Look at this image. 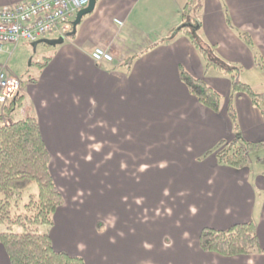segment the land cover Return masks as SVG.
Listing matches in <instances>:
<instances>
[{"label":"crops","instance_id":"1","mask_svg":"<svg viewBox=\"0 0 264 264\" xmlns=\"http://www.w3.org/2000/svg\"><path fill=\"white\" fill-rule=\"evenodd\" d=\"M21 1L0 0V6ZM184 1L97 0L62 42L34 46H46L43 59L48 60L23 81V105L16 116L38 121L51 176L64 197L45 229L54 251L81 256L85 264H116L115 238L105 237L100 220L85 223L77 212L82 204L68 196L76 188L68 192L69 178H62L58 164L63 160L56 158L70 155L77 161L97 139L94 146L132 148V160L140 165L138 175L132 174V214L137 218L141 213L160 229L147 240L146 264H264V166L256 162L264 151L245 168L218 163L219 145L234 138L228 115L231 79L206 67L190 39L178 31ZM194 28L216 57L238 69L240 80L253 83V75L264 70V0H202ZM22 45L28 44L5 48L10 53ZM96 46L108 50L113 60L95 63L90 54ZM132 56L129 65H122ZM2 67L15 75L7 63ZM181 69L221 96L218 111L190 93ZM259 84L264 91V82ZM231 102L241 137L264 142V105L253 104L244 93ZM80 170L83 179L99 180L93 167L85 175ZM249 221L262 252L225 257L200 248L202 228L226 229ZM0 264H10L1 245Z\"/></svg>","mask_w":264,"mask_h":264},{"label":"trees","instance_id":"2","mask_svg":"<svg viewBox=\"0 0 264 264\" xmlns=\"http://www.w3.org/2000/svg\"><path fill=\"white\" fill-rule=\"evenodd\" d=\"M201 8L202 0H185L181 8L182 24L178 31L190 39L206 67L212 66L230 75L228 115L234 124V138L219 145L216 157L222 165L245 168L252 161V153L264 150V142L247 141L241 137L231 99L235 94L244 93L253 104L262 106L264 93L255 92L250 85L242 82L237 74L238 69L216 57L212 48L200 38L194 27ZM242 38L247 44L252 43L247 33H242ZM134 57L127 58L122 65H129ZM47 60L48 57L37 63L39 70ZM180 78L202 105L218 111L221 96L214 89L182 69ZM4 104V114L11 121L8 124L0 123V245L10 264H85L81 256L54 251L49 235L42 230L44 226H51L53 213L63 204V196L51 176L50 153L40 133L38 121L31 115H15L23 105L21 96ZM4 104H0L2 109ZM262 114L264 116V110ZM256 162L264 166V156ZM32 184L36 185V196L22 203L20 210L13 212V203L20 200L23 191L35 192L29 189ZM199 245L203 251L225 257L263 251L252 221L236 223L226 229L204 227L199 233Z\"/></svg>","mask_w":264,"mask_h":264},{"label":"rangeland","instance_id":"3","mask_svg":"<svg viewBox=\"0 0 264 264\" xmlns=\"http://www.w3.org/2000/svg\"><path fill=\"white\" fill-rule=\"evenodd\" d=\"M27 44L28 45H25V47L22 45L10 49V53L6 48L0 52V64L7 63L10 71L22 78L23 81H25L30 74L34 75L37 72V62L43 61V54L46 53L45 51H48L45 48L46 46L42 44H39L36 49H34L36 44ZM252 78H254L253 83L241 81L250 85L255 92L257 90V92H264L262 90V85L259 84V82H264V70L262 72H257ZM10 101L11 100L7 102ZM5 107V104L3 109L0 106L1 124H4L8 118L10 119V117L4 114L6 110ZM96 140L97 139H93V142L95 143ZM93 142L88 149H82L83 157L75 156L78 163L76 160L70 159V157H73L70 155L65 157L61 154L56 157L60 159V161L63 160V163L58 164L61 167V171L64 173L62 178H69L67 183L69 188L68 192L71 194L73 189L76 188L73 193L74 195L68 196H70V198L74 197L77 205L82 204L77 212L82 215L85 223H89L93 219L100 220V226L103 227L102 230H104V233L108 232L105 234V237L110 235L115 238L113 248L115 245L116 250L113 252L116 264H146L149 260L148 258H150V252H148L150 246L146 244L147 240L150 234L154 235L158 233L160 229L158 227L157 229L152 228V222L143 217L141 213L137 218L132 214V174L134 176L138 175L136 172L140 171V165L136 163L137 159L132 160V148L108 147L106 145L94 146ZM262 151L252 153L251 157L255 158L258 153ZM82 164L86 167L82 166ZM80 166L83 168L84 175L86 174V169L90 170L93 167L99 180L90 177L83 179V176L80 175ZM147 166H150V164H147ZM82 183H84L85 186ZM69 184L73 185L69 186ZM86 186H88L87 189ZM129 186H131V189L128 188ZM83 187H85V189ZM29 189H34L35 192L28 190L23 191L20 194V200H16L13 203V212L20 210L22 203L28 202L36 196V185L32 184ZM62 190L66 193L67 188L64 187ZM78 191L83 193L76 196L75 194ZM88 193L90 194L88 195ZM45 229H47L46 226L42 228L43 231H45ZM104 261L106 263L108 257H105Z\"/></svg>","mask_w":264,"mask_h":264},{"label":"built area","instance_id":"4","mask_svg":"<svg viewBox=\"0 0 264 264\" xmlns=\"http://www.w3.org/2000/svg\"><path fill=\"white\" fill-rule=\"evenodd\" d=\"M88 0H25L0 6V52L5 45L35 43L49 34L65 36L72 29L77 11L87 6ZM92 60L111 62L112 54L99 46L90 54ZM22 84L19 76L0 68V104L14 99ZM8 118L4 124H8Z\"/></svg>","mask_w":264,"mask_h":264},{"label":"water","instance_id":"5","mask_svg":"<svg viewBox=\"0 0 264 264\" xmlns=\"http://www.w3.org/2000/svg\"><path fill=\"white\" fill-rule=\"evenodd\" d=\"M96 2H97V0H88L87 6L85 8H83V9H80L79 11H77L75 19L72 22V31L70 32V34L75 32L76 26L79 24L81 18L84 15H86L87 13H90L94 9ZM62 39H63V37L61 36V37H59V39H56V40H45V39H42L39 42H45L47 44L54 45V44L62 42ZM34 44H37V43H34Z\"/></svg>","mask_w":264,"mask_h":264}]
</instances>
